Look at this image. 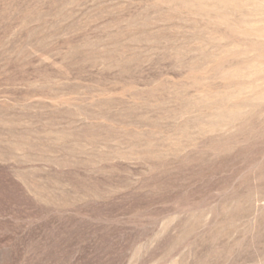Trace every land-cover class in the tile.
<instances>
[{
	"label": "rangeland",
	"instance_id": "rangeland-1",
	"mask_svg": "<svg viewBox=\"0 0 264 264\" xmlns=\"http://www.w3.org/2000/svg\"><path fill=\"white\" fill-rule=\"evenodd\" d=\"M0 264H264V0H0Z\"/></svg>",
	"mask_w": 264,
	"mask_h": 264
}]
</instances>
